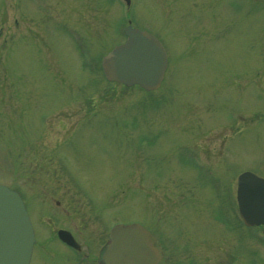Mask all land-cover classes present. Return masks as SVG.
I'll use <instances>...</instances> for the list:
<instances>
[{
	"label": "rangeland",
	"instance_id": "rangeland-1",
	"mask_svg": "<svg viewBox=\"0 0 264 264\" xmlns=\"http://www.w3.org/2000/svg\"><path fill=\"white\" fill-rule=\"evenodd\" d=\"M129 22L168 54L154 93L102 72ZM243 172L264 178V0H0V185L27 207L31 264L90 263L118 224L169 264H264Z\"/></svg>",
	"mask_w": 264,
	"mask_h": 264
},
{
	"label": "water",
	"instance_id": "water-1",
	"mask_svg": "<svg viewBox=\"0 0 264 264\" xmlns=\"http://www.w3.org/2000/svg\"><path fill=\"white\" fill-rule=\"evenodd\" d=\"M130 4V0H125ZM127 40L114 48L103 60L109 82L139 86L154 92L162 86L168 69V56L162 43L152 34L134 28L125 29ZM238 202L241 217L249 226L264 225V179L251 172L238 179ZM59 237L79 248L70 233L60 231ZM35 233L26 205L20 194L0 185V264H30ZM104 264H158L159 251L151 233L139 224L117 225L105 248Z\"/></svg>",
	"mask_w": 264,
	"mask_h": 264
},
{
	"label": "flooded vegetation",
	"instance_id": "flooded-vegetation-1",
	"mask_svg": "<svg viewBox=\"0 0 264 264\" xmlns=\"http://www.w3.org/2000/svg\"><path fill=\"white\" fill-rule=\"evenodd\" d=\"M56 204H57V205H60L59 202H57ZM234 227H236L235 224H234ZM146 228L151 232L154 246L159 250V253H160V256H161V260H160V262H159L158 264H169V263L166 262V255H165L164 251L161 249L160 245L158 244L159 241H157V240L159 239V237H158V238L155 237L154 232L151 231L148 227H146ZM111 229H112V228H111ZM62 230H65V228H59V229L57 230V232H56V237L58 238V240H59L64 246H66V247H68L69 249L75 251L77 254H79V255L81 254V255L83 256L84 259H88V260H89V259H90V256L87 255V254H83V252H82V247H81V245L77 242V238H76V236L74 235V233H72V232L69 231V232L72 234V236L74 237L75 241L79 244V247H80V248H78V249L75 248V247H72V246L67 245L66 243H64V242L59 238V231H62ZM65 231H67V230H65ZM35 235H36V233H35ZM109 238H110V233H109V235H108V238H107L106 242L103 243V245H102V247H101V250H100V252H99V255H98L97 257L93 256L92 261H90V263H87V264H104V261H103L101 255H102L103 251L105 250V248L107 247V245H108V243H109ZM155 238H156V239H155ZM35 244H36V243H35ZM34 247H35V246H34ZM33 253H34V251H33ZM186 253H188L189 255H188L187 260H185V264H206L205 261L201 260V258H200L201 256H200L199 254H193L192 251H186L185 254H186ZM32 257H33V256H32ZM31 262H32V260H31ZM75 264H84V262H82L81 260H78ZM247 264H255V263H250V262H248Z\"/></svg>",
	"mask_w": 264,
	"mask_h": 264
}]
</instances>
